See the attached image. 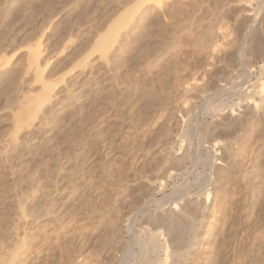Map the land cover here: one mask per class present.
<instances>
[{
	"label": "rangeland",
	"instance_id": "rangeland-1",
	"mask_svg": "<svg viewBox=\"0 0 264 264\" xmlns=\"http://www.w3.org/2000/svg\"><path fill=\"white\" fill-rule=\"evenodd\" d=\"M97 2L0 0V240L27 228L29 264L43 243L53 264H164L169 248L180 264H264V0L205 5L229 31L217 46L198 20L140 60L154 37L139 35L117 75L93 52ZM38 39L48 62L32 71ZM26 107L34 138L15 139Z\"/></svg>",
	"mask_w": 264,
	"mask_h": 264
},
{
	"label": "bare ground",
	"instance_id": "bare-ground-1",
	"mask_svg": "<svg viewBox=\"0 0 264 264\" xmlns=\"http://www.w3.org/2000/svg\"><path fill=\"white\" fill-rule=\"evenodd\" d=\"M97 1H98L97 2L98 5L96 3L97 8L101 9V5H102L103 6V13H102V19H100L101 22H100L99 26L98 27L96 26L97 29L101 30V31L97 30L98 32H97L96 36L94 35L95 36V40L93 38L94 44L92 42V44L94 45V50L93 49L92 50H93V52L95 51L97 53L98 52L100 53L98 60L99 59H100V61L102 60L101 64H102L103 69L105 68L108 72L111 71L112 75H117V73L121 74V71H122L121 68H122L124 61H125L124 60V54L129 49H132V47H134V44L138 41V37L141 34H143L145 37V33H148L149 35L152 34V37H154V40L152 42L153 47L147 46V47H152V50L150 49V51H147V48H146V50L140 49L141 51L138 53V56H139L138 59H140V60L145 59L146 60V59L150 58L151 51L158 50L159 48L161 49L163 46H166L167 44H169L171 42L172 39L174 40V38L177 37L178 34L190 30L198 20H200V23H202V22L204 23L205 29L203 27H200V28H201V30L207 29L208 40H209V42H211L213 44V46L218 45V44L215 45L216 41H218L220 38H222L223 34L226 36L225 33L226 32L229 33V31H227V30H226V32H224V29H222L223 27H219L218 23H208L210 20L209 19L210 17L208 18L209 20H205L206 18L203 21H202V19H199L201 17H205L203 15L200 17V15L203 13L202 10H204L205 5L210 6V2H212V0H173V1H169V0H97ZM228 1L229 0H216V3L214 5H215L216 10L220 13V16H221V13H225L227 11V10L225 11V9H226L225 6H227V4L229 3ZM213 3L214 2L211 3L212 7L211 6L209 7L210 9L214 8V6L212 5ZM228 8L229 7H227V9ZM223 10L225 12H223ZM250 10H251V8L249 6H245L244 15L248 19L250 18V16H252V12H251L252 10L251 11ZM89 13H90V11L88 10L87 15ZM160 15L164 17L165 21L160 20V18H161ZM224 15H222V16H224ZM240 16H242V15H240ZM240 16H239V18H240ZM217 17H219V15ZM211 18H212V16H211ZM161 19H163V18H161ZM213 20H217V19L212 18V21ZM205 21H207L206 24H205ZM218 22H220V21H218ZM197 24H199V23H197ZM202 26H203V24H202ZM149 35H146V37L148 36V38H149L150 37ZM39 39H38V42L36 41L34 44H32L28 50V53L32 56L31 62H29V65H28V69H30L32 71L34 70V64L39 66V64H41V63H47L48 62V60H47L48 58L46 56H41V52L43 49H42V43L39 41ZM222 39H225V38H222ZM209 42H208V44L211 45ZM213 46H212V49H216V47L213 48ZM214 51H216V50H214ZM87 56H89V55H87ZM157 56H161V55H157ZM219 59H221V57ZM96 60H97V58H96ZM39 70H40V68H39ZM92 70H93V68H92ZM92 70L90 71V73H92ZM37 74H38V72H37ZM32 75L34 78L35 74L33 73ZM40 75H41V73H40ZM41 78L44 79L43 76ZM44 81H45V79H44ZM45 82H43L45 85L44 86L42 85L44 87L43 93L41 96L42 101L43 100L48 101L52 97L51 91L53 90V85L51 87V85H47V83H45ZM186 93H187V91L185 88L180 91V95H183ZM257 100H258V98H257ZM259 101H260V99H259ZM231 111H233V110H231ZM233 112H235V111H233ZM231 114H233V113L231 112ZM33 120H34V112H32L31 109H29L27 107L23 108L22 111L17 113V118H16L15 125H14L16 128V132H17L15 139H21L20 137H22V139H25V140L34 138V137H32L33 133H32V130L30 129V126H31ZM21 131H22V133H21L22 135L19 137L18 133H20ZM179 192H180V190H179ZM197 199H201V198L197 197ZM196 201L193 199L192 200L190 199L185 204L181 203L182 205L184 204V206H183L184 211L194 210L195 212H197L199 210L198 209L199 207L196 203H200V201L199 200H196ZM201 202H202V200H201ZM19 206H23V205H19ZM201 208H202V206H201ZM24 210H25V208L23 209V211H21V213L27 212L26 210H25L26 212ZM197 214L198 213H195V215H197ZM192 216H193V214H192ZM192 219H194V218L192 217ZM195 219H196L197 223L195 222ZM195 219H194L193 224H190L191 226L189 225L190 228L187 227L189 229V236H190L192 242L190 240V243L185 245V248H187L186 250H188V249L190 250L193 247H195V244H194V241L196 240L195 232L197 231L198 225L201 223V218L198 217ZM188 220H189V218H188ZM26 222H27V220H26ZM23 225H24V228H26L24 222H23ZM21 227H23V226H21ZM26 229L23 230L22 235L24 237L20 235L21 232L19 234H17L18 238L21 241L20 243L19 242L16 243V241H14L15 242L14 243L12 241L14 243V245H11L9 247L6 245L4 246L5 242L4 241L2 242L0 240L3 243V246L5 248V250H3V251L1 250L3 253L1 252V254H0V264H29V263H26V261H25L27 258V254H28V253H26L28 251V249L26 247L28 245H30L29 242L25 241V239L28 240L26 237L27 236V230ZM151 229H148V230L151 231ZM28 230H29V227H28ZM19 235L21 236V238ZM33 237H34L33 238L34 239V245H36L38 243L39 239L36 238V235H34ZM177 238H178V236H177ZM17 241H18V239H17ZM183 242H185V241H183ZM2 243H0V245ZM45 245H46V243H43L39 247H36V248L34 247V258L39 257L36 260H34V264H51L52 263L50 261L49 257L46 256L47 252L44 253ZM162 246H164V245H162ZM155 248H156V246H155ZM35 251H37V252H35ZM184 251H185V249H184ZM184 251H180L181 252L179 254L180 256L178 258H176L177 251L173 248H169L167 250V253H168L167 259L165 261H163V263L164 264H180V262H181L180 257L184 256V254H185ZM183 252H184V254H183ZM24 254H25V256H24ZM155 255H156V251H155ZM155 259H157V258H155ZM32 260L33 259H31V262H32ZM27 261H29V260H27ZM31 262H30V264H31Z\"/></svg>",
	"mask_w": 264,
	"mask_h": 264
}]
</instances>
